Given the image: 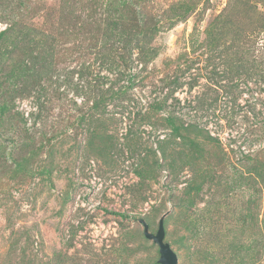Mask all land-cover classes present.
I'll return each mask as SVG.
<instances>
[{
  "label": "rangeland",
  "instance_id": "obj_1",
  "mask_svg": "<svg viewBox=\"0 0 264 264\" xmlns=\"http://www.w3.org/2000/svg\"><path fill=\"white\" fill-rule=\"evenodd\" d=\"M22 11L28 24L55 39L52 77L63 84L59 87L55 82L53 87L50 74L42 79L52 116L47 125L39 121L33 125L34 94L15 101L36 139L46 137L38 128L58 135L78 114L88 111L94 95L76 96L74 85L84 86L87 79L79 74L91 65L89 76L99 82L103 75L109 77L107 83L100 82L101 90L112 85L135 99L111 101L103 116L109 117L107 128L121 142L129 127L135 126L157 148L169 130L154 126L148 115L144 121H133L134 112L148 114L149 104L164 101L157 115L175 110L185 120L201 122L217 139V143L209 142V148L213 145L216 155L223 150L227 161L216 165L217 157L211 152L217 176L203 184L191 205L184 191L198 166L185 164L183 158L184 168L177 178L168 168L162 169L147 183V201L135 205V185L140 181L134 171L136 158L125 149L115 161L107 155L91 156L87 132L75 123L70 133L65 131L50 142L51 157L46 158V148L36 159L37 166L48 161L49 174L18 179L13 168H0V264H155L159 248L144 236L140 219L155 233L165 214V240L176 252L178 264H264V186L242 176L249 174L247 168L255 162L264 164V0H30ZM113 20L119 22L120 30L106 42L102 33ZM6 26L0 23V31ZM211 30L222 38L209 45ZM143 33L148 35L144 40L151 53L155 52L146 62L137 58L134 48ZM112 61L120 64L128 78L109 68ZM179 64L187 68L183 80L197 77V86L189 93L185 83L166 101L163 78ZM68 70L79 73L72 87L65 86ZM196 95L208 98L212 108L206 104L203 110H195L196 104L191 106L188 100ZM173 98L181 101L179 106H173ZM122 108L131 114L127 111L122 117ZM15 131L5 124L0 141L8 145V138L18 136ZM200 163L207 166L206 159ZM203 214L207 219L201 220L196 235L187 228ZM233 242L252 247L243 258L227 253L224 258L216 256V262L202 252L194 254L202 249L217 255L226 246L232 251L229 244ZM249 251H256V257L248 256Z\"/></svg>",
  "mask_w": 264,
  "mask_h": 264
},
{
  "label": "trees",
  "instance_id": "obj_2",
  "mask_svg": "<svg viewBox=\"0 0 264 264\" xmlns=\"http://www.w3.org/2000/svg\"><path fill=\"white\" fill-rule=\"evenodd\" d=\"M26 2H30V0H0V23L7 25L6 28L0 31V129L5 124H9L11 130H17L15 132L18 133V136L8 138L10 140L8 145H5L0 141V168L5 171L9 168H13L14 177H17L18 179L23 178L24 175L27 176L28 174L34 173L40 175L49 174L50 167L47 165L48 161H46L44 166H37L35 165L37 164L35 162L36 159L40 157L42 153L41 151L46 148H48V155L46 158L51 157L54 152V147L50 145V142L65 134V131L66 134L70 133L71 128L77 123L79 126H83L82 128L87 132L88 140L86 139V143L90 148L88 153H90L91 156L97 157L98 155H107L111 160L113 159L112 161H115L114 158L116 154L123 153L125 149L129 152L132 158H136L134 171L140 181L135 185L138 193L135 195L133 201L135 205L147 201V197L144 195V190L147 189V183L149 180L157 178L159 171L168 168L170 173L177 178L180 170L184 168V163L196 164L198 166V173L194 174V177L190 179V182L184 191V194H187L186 201L188 202V205L193 204L196 199L195 197L198 195L203 184L207 180L213 181L217 176V174L214 173L215 166L210 163L212 158L211 152H214L215 154L217 149H214L212 147L213 145L209 148V142L213 141L214 143H217V139L210 134L208 129H206V126H203L201 122H198L196 119L185 120L184 116L177 114L175 110L169 111L165 116L157 115L161 109H164L165 102L155 101L149 104L150 112H148V114L142 113L139 109L134 112V116L137 117H135L133 121H144V115H148L151 119L147 120L154 126L163 125L169 130L168 135L161 140L159 139L157 148H154L151 143L149 144V139H146L142 133L139 132L137 127L130 126V129H128L123 136V142H121V137L113 131V133H111L107 128L109 125L106 121H108L109 117L104 119L103 116L108 114L107 107L110 105L111 101H116L117 99L124 100L128 97L125 95L126 90L121 88L114 90L112 85L107 89L101 90L100 82H102V84L107 83L109 77L103 75L100 78V82L99 80H95V78H98L89 76L91 75L89 73L91 65L85 67L83 69L84 72L81 70V74L75 73L72 70H68L65 74V86L68 84L72 87L75 74L81 75L82 80L87 79L84 81V86L75 83L74 87L76 96H79L80 94L86 95L87 92L94 95L92 104L88 105V111L78 114L72 124L68 126L66 130H61L58 135L54 132L49 135L46 131H43L41 127L38 128V131H41L46 137L40 140L35 138V135L28 127L30 122L29 119L23 112L17 109L15 103L16 99L34 94V104L37 106V110L31 112L33 125H37L39 121L44 126V124L47 125L48 121L52 119V116L50 115V110L46 101L48 99V88L42 83V79L45 74H50V76L47 77H50L53 87L56 86L55 82L60 84L58 85L59 87L63 84L61 83L60 78L54 80L52 77L53 69L56 70L54 62L56 53L55 39L53 37L50 38L51 36L47 32H43L41 29L40 31L37 27L27 23V14L22 11ZM118 23L119 22L116 20H113V22H107L106 29L102 33L106 42L110 40L112 34L113 37H116L119 33L120 27H118ZM211 31L207 33V43H209V45L215 42L218 43L222 38ZM147 36L148 35H144L143 33L142 38H139L137 44L134 46V48L138 49L137 58H139L141 62H146L150 58L155 57L154 50L151 53L148 48L149 42L144 40ZM111 57L113 58L112 55ZM102 58L106 60V58L108 59L109 57L102 56ZM122 58L126 61L125 57ZM125 63L126 62H124V64ZM119 67L120 64L117 63V61H112L109 65L111 70L116 71V69H118L120 74L122 73L123 78L127 77L126 73L122 72ZM166 67H169V65ZM186 72L187 68L184 69L179 64L172 73L163 78V86L168 88V91L164 94L166 101L171 99V97L174 96V93L178 89H181L185 83L187 84V91H189V93H191L197 86V77L190 76L188 81L183 80L186 77ZM131 80L132 78L129 79V81ZM129 86L131 87V84ZM42 97H45V99L43 100ZM128 100L132 101L135 99L128 97ZM173 100L175 101L172 103L173 106L180 105L181 101L178 98H173ZM188 102L190 105L192 102L196 104L194 106L195 110H203L205 108L204 105L206 104L207 109L209 107L212 108L213 106V103L208 101V98H202L198 95H196V98L189 99ZM117 104L118 103H116V105ZM121 111L123 115L122 117H124V114L127 111L128 114H131V111L127 110V108H122ZM112 119H115V117ZM135 124L136 123L132 125ZM53 126L56 127L57 125L54 123ZM6 132L9 131L6 130ZM225 155L226 153H223V150L216 155V165L226 163L225 161H227V158ZM179 156L181 158H179ZM182 158L184 163L181 162L183 161L181 160ZM205 159L207 161L206 167L200 163V161ZM247 169L249 174L244 175L243 172L242 176H245L248 180L253 179L254 183L257 185L261 183L264 186V164L257 161L255 164L248 166ZM227 186L230 189H233L232 183L227 184ZM248 189L250 188L248 187ZM258 190L259 188H257V191ZM255 194H257V192ZM257 201L258 200H255V202ZM212 203L213 202H209V205ZM211 212V209L207 210V213L210 214ZM248 216L252 217V215L247 214H245L244 217ZM200 217L201 218H193L191 220V227L188 226L187 228L188 230L194 229L196 235L200 223H203L201 220L203 218H205V220L207 219L205 214L200 215ZM243 220L245 221L244 218ZM229 247L233 252L226 246L221 252H218L217 255H213L212 252L208 250L201 251L202 249H197V253L194 254L200 255V252H202L201 255L204 254L205 258L213 257L215 262L219 261L216 256L224 258L223 256H227V253H231L232 258H237L239 254L240 257L243 258L246 251H248L252 245L249 243L247 245L239 244V246H236L233 242L229 244ZM247 255L255 258L256 251H249V254ZM155 264H159L157 259L155 260Z\"/></svg>",
  "mask_w": 264,
  "mask_h": 264
},
{
  "label": "water",
  "instance_id": "obj_3",
  "mask_svg": "<svg viewBox=\"0 0 264 264\" xmlns=\"http://www.w3.org/2000/svg\"><path fill=\"white\" fill-rule=\"evenodd\" d=\"M165 217L166 214L160 218L159 226L157 231L151 232L149 223L141 218L140 222L144 227V235L147 239L152 240L159 248V263L160 264H178V256L176 252L172 249L169 242L165 240L166 229H165Z\"/></svg>",
  "mask_w": 264,
  "mask_h": 264
}]
</instances>
